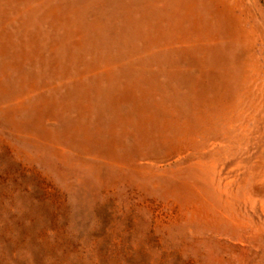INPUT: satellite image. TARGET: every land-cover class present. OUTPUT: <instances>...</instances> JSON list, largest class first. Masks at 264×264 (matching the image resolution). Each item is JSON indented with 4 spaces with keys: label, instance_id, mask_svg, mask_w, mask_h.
<instances>
[{
    "label": "rangeland",
    "instance_id": "1",
    "mask_svg": "<svg viewBox=\"0 0 264 264\" xmlns=\"http://www.w3.org/2000/svg\"><path fill=\"white\" fill-rule=\"evenodd\" d=\"M263 173L264 0H0V264H264Z\"/></svg>",
    "mask_w": 264,
    "mask_h": 264
},
{
    "label": "bare ground",
    "instance_id": "2",
    "mask_svg": "<svg viewBox=\"0 0 264 264\" xmlns=\"http://www.w3.org/2000/svg\"><path fill=\"white\" fill-rule=\"evenodd\" d=\"M216 5V4H215ZM259 151H261V150H259ZM261 159H262V157H261ZM244 165H246V163L244 162ZM262 164L261 163H259L258 165H257V168L260 170V166H261ZM244 167H246V166H244ZM250 169H248L247 167H246V173L249 171ZM264 174V173H263Z\"/></svg>",
    "mask_w": 264,
    "mask_h": 264
}]
</instances>
